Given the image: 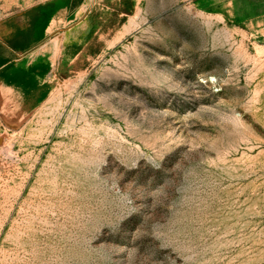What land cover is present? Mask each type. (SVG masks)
Returning <instances> with one entry per match:
<instances>
[{
    "label": "rangeland",
    "instance_id": "obj_1",
    "mask_svg": "<svg viewBox=\"0 0 264 264\" xmlns=\"http://www.w3.org/2000/svg\"><path fill=\"white\" fill-rule=\"evenodd\" d=\"M203 0H0V264H264V23Z\"/></svg>",
    "mask_w": 264,
    "mask_h": 264
},
{
    "label": "crops",
    "instance_id": "obj_2",
    "mask_svg": "<svg viewBox=\"0 0 264 264\" xmlns=\"http://www.w3.org/2000/svg\"><path fill=\"white\" fill-rule=\"evenodd\" d=\"M205 3L219 2L226 5L232 21L237 25L252 22L264 23V0H203ZM220 5V6H221Z\"/></svg>",
    "mask_w": 264,
    "mask_h": 264
}]
</instances>
